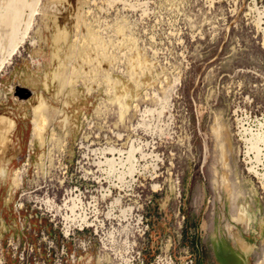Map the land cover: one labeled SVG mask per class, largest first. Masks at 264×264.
<instances>
[{
	"label": "rangeland",
	"instance_id": "374dc122",
	"mask_svg": "<svg viewBox=\"0 0 264 264\" xmlns=\"http://www.w3.org/2000/svg\"><path fill=\"white\" fill-rule=\"evenodd\" d=\"M35 7L0 0V26ZM261 12L42 0L0 70V264H264Z\"/></svg>",
	"mask_w": 264,
	"mask_h": 264
},
{
	"label": "bare ground",
	"instance_id": "6f19581e",
	"mask_svg": "<svg viewBox=\"0 0 264 264\" xmlns=\"http://www.w3.org/2000/svg\"><path fill=\"white\" fill-rule=\"evenodd\" d=\"M3 2H7L9 0H2ZM41 1L42 0H36V7H35V11L33 10V13L34 15L32 16V19H31V22L28 24L27 27H25L23 29V35L19 32H16L13 28H8V27H5L3 25L0 26V45L2 47V49L5 50V57L2 61H0V70L4 67L5 64H8V62H10V60L16 55V52L17 50H19L18 48H20V46L25 43V40L28 38L29 36V33L31 32L32 30V21L33 19L38 16V13H37V9L40 7L41 5ZM27 10L29 11L30 8L27 7ZM30 13V12H29ZM32 13V14H33ZM29 16V15H28ZM31 16V15H30ZM29 19V18H28ZM26 20V19H25ZM12 21V20H11ZM17 22V21H16ZM26 22V21H25ZM29 22V21H28ZM23 24V23H21ZM25 24V23H24ZM16 26V24H15ZM258 26L260 28H262V32H263V35H264V14L261 12L259 13L258 15ZM43 121V119H42ZM3 122V121H2ZM5 122V121H4ZM262 123V122H261ZM262 127L263 124H261ZM6 127H8L9 125V122L6 121ZM248 129V128H247ZM247 129H244L246 132L248 131ZM246 134V133H245ZM248 134V133H247ZM261 138H264V130L263 132H257V133H251V137L247 140V142L250 143L251 147H252V152L254 150V147L256 146V141L261 139ZM263 140V139H262ZM261 140V143L262 142ZM246 141V140H245ZM259 143V145L261 144ZM264 145V144H263ZM12 143L9 142V136L6 135V133H1L0 134V156L4 155L5 153H10V151H12ZM4 148H7V151L4 150ZM257 147H255V150H256ZM258 149V148H257ZM133 150V149H132ZM261 150V149H260ZM251 152V153H252ZM255 152V151H254ZM261 152V151H260ZM130 153V152H129ZM249 153V152H248ZM133 154V153H132ZM260 153H258L257 155H259ZM8 155V154H7ZM132 156V155H131ZM128 157H129V154H128ZM7 158V156H6ZM5 158V159H6ZM131 159V158H130ZM5 161V160H4ZM9 161H11L10 159L6 160L3 167L0 169V175L2 174V172L4 171V168L7 164H9ZM112 161V160H111ZM109 160H106L107 164L108 162H111ZM105 165V164H104ZM131 169V168H130ZM129 171V170H128ZM132 172V170L130 171V173ZM250 172H252V169L250 170ZM253 250V249H252ZM250 251V250H249ZM252 252V251H251ZM249 255H247V261H246V264H249L248 263V259L250 257V254L251 253H248Z\"/></svg>",
	"mask_w": 264,
	"mask_h": 264
},
{
	"label": "built area",
	"instance_id": "2783aa9c",
	"mask_svg": "<svg viewBox=\"0 0 264 264\" xmlns=\"http://www.w3.org/2000/svg\"><path fill=\"white\" fill-rule=\"evenodd\" d=\"M251 169H252V173L256 175L257 178L264 179V173L261 169H259L258 165L253 164Z\"/></svg>",
	"mask_w": 264,
	"mask_h": 264
},
{
	"label": "crops",
	"instance_id": "0c3cea01",
	"mask_svg": "<svg viewBox=\"0 0 264 264\" xmlns=\"http://www.w3.org/2000/svg\"><path fill=\"white\" fill-rule=\"evenodd\" d=\"M239 220H241V221H245V220H247V215L245 214V213H241L240 214V219Z\"/></svg>",
	"mask_w": 264,
	"mask_h": 264
},
{
	"label": "water",
	"instance_id": "95a60500",
	"mask_svg": "<svg viewBox=\"0 0 264 264\" xmlns=\"http://www.w3.org/2000/svg\"><path fill=\"white\" fill-rule=\"evenodd\" d=\"M32 95V92H30V91H25V95H24V97L23 98H28V97H30Z\"/></svg>",
	"mask_w": 264,
	"mask_h": 264
}]
</instances>
